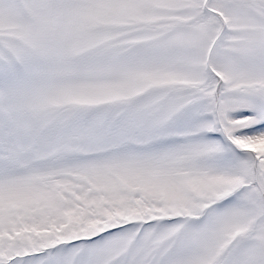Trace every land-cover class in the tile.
Returning <instances> with one entry per match:
<instances>
[{
  "label": "snow or ice",
  "instance_id": "snow-or-ice-1",
  "mask_svg": "<svg viewBox=\"0 0 264 264\" xmlns=\"http://www.w3.org/2000/svg\"><path fill=\"white\" fill-rule=\"evenodd\" d=\"M0 264H264V0H0Z\"/></svg>",
  "mask_w": 264,
  "mask_h": 264
}]
</instances>
